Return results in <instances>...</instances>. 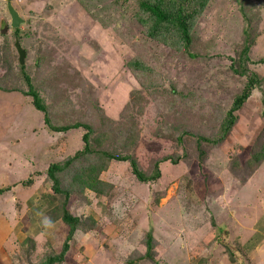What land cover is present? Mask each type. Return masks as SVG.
<instances>
[{
	"label": "rangeland",
	"instance_id": "rangeland-1",
	"mask_svg": "<svg viewBox=\"0 0 264 264\" xmlns=\"http://www.w3.org/2000/svg\"><path fill=\"white\" fill-rule=\"evenodd\" d=\"M111 1L12 0L25 19L20 27L38 35L35 38L41 41L45 50L57 51L56 56L53 54V65L63 61L61 82L71 88H68L67 99L62 100L72 107L57 106L61 99L55 90L41 89L51 109L55 106L59 109L53 115L54 122L63 118L67 121L83 118L93 126L91 147L99 152H113L124 146L118 142L119 134H125V139L134 137L133 153L146 173H151L156 161L166 156L177 159V164L171 160L161 161L162 177L151 185L138 181L130 162L112 160L101 174L102 179L113 185L108 197H98L88 190L83 191L84 194L74 193L72 205L68 206L70 210L79 215H93L98 225L95 230L78 233V241L72 244L65 263L122 264L120 261L131 250L143 248L139 241L152 229L159 240L156 252L161 264H201L205 257L212 260L215 254L228 249L240 251L235 257L238 261L229 262L222 257L220 261L215 262L213 258L205 264H264V236L255 238L257 233H264L258 229L264 225H257L252 220L257 221L258 216L264 218V162L258 172L251 171L254 176L245 183L229 169L233 168L230 160L246 164L263 143L264 84L257 86L242 108L235 112L238 120L227 140L217 147L205 146L206 156L200 160V165L196 159L188 160V155L193 158V153L202 149L187 134L178 139L183 128L173 129V124H169L164 116L157 115L153 108L157 93H149L141 87L128 63L138 50L146 51L149 53L147 63L160 71L162 80L177 76L181 79L190 66H185L183 58L173 54L169 47L155 41L145 43L141 34H134L141 29L133 21L131 5L137 6L139 0H128L124 13L113 12ZM225 2L216 0L211 6L207 21L201 25L204 38H212L224 23L232 34L240 33L243 13L237 10L231 14L233 1ZM6 6L7 2L0 0V16L6 13ZM231 18L233 23L228 21ZM0 31L8 32L0 34V78L8 83L14 74L8 65L2 64L7 55L5 37L11 36L6 20L0 19ZM133 34L137 39H131ZM230 46L219 43L224 57L220 59V65L204 77L206 81L212 78V85L219 88L216 93L212 85H205L206 93L217 96L211 102H204L205 109L217 115L230 109L231 104L225 105L227 95L240 90L246 81L230 67L229 56H236L234 47ZM254 55L256 60L264 56V34L258 39ZM251 67L259 77H264V64L252 63ZM16 84L18 88H24L21 79ZM133 89L137 93L140 90L149 105L145 110L140 109V113L133 107L130 115L131 111L125 105ZM138 96L137 99L143 97ZM160 97L163 96L158 94ZM86 131H51L44 123L43 113L20 91L0 89V188H10L0 196V241L5 240L1 250H5V255L0 256V264H28L30 258L24 251L28 238L37 241V250H60L67 227L57 222L43 228L40 217L58 208L61 200L48 197L51 188L44 185L46 177L40 172L46 173L50 163L82 150L86 144L82 139ZM84 160L93 164L103 162L99 155ZM242 174L241 171V176H245ZM29 179L31 183L24 184ZM207 184H210L209 192L205 191ZM29 202L39 208L34 215L30 211L33 209L27 208ZM189 243L193 245L189 246ZM113 245H118L116 254L110 250ZM180 251L185 253L183 258Z\"/></svg>",
	"mask_w": 264,
	"mask_h": 264
},
{
	"label": "trees",
	"instance_id": "trees-1",
	"mask_svg": "<svg viewBox=\"0 0 264 264\" xmlns=\"http://www.w3.org/2000/svg\"><path fill=\"white\" fill-rule=\"evenodd\" d=\"M215 1L216 0H139L137 6L131 5L133 21L136 22V25L141 29L139 30L140 32L134 34H141L145 43L155 41L169 47L173 54L177 55L179 58H183L185 66H190V70L185 72L183 78L179 79L177 76L176 78H166V80H162L159 74L160 71L146 61L148 52L138 50L135 53L136 55L131 57L132 59L128 63L129 67L133 69L141 82V87L149 93H157V99L153 100V108L158 113L157 115L160 114L164 116L169 124H173V129L177 130L180 127L183 128V132L177 137L178 139L187 134L190 138H194L197 146L202 149L201 151H195L193 153V158L191 155L187 157L188 160L193 159L195 161L196 159L199 165L200 160L204 159L206 156V150H203V148L205 146H212L211 148L217 147L227 140L238 120L235 112L242 108L250 97L251 92L257 86L264 84V77H259L253 67H251L252 63L254 65L259 63L264 64V56L256 60L254 55L255 48L258 46V39L261 34H264V29L262 28L264 19V14L262 13L264 0H232L233 2L231 4L233 5V9L231 10H233V12L231 14L238 11L243 13L242 17H240V24H242L240 33L232 34L227 23H224L223 27H220L212 38L206 39L202 36L201 25L205 24L204 22L207 21V14ZM5 2L7 1L5 0ZM127 2L128 0H112V11L116 12L117 10L120 13H124L125 7L128 6ZM225 4H229V0H226ZM6 8V13H4V16L1 15L0 19L6 20L8 30L11 31V36L5 37V44L7 45L5 53H7V55L4 59L6 62H2V64L8 65L13 70L14 75L9 78L11 80H7L8 83H4L0 78V89H5L6 91H20L31 101L37 110L43 113L44 123L51 131L68 133L78 129L87 130L82 138L86 143L82 150H78L71 157L66 159L60 158L59 161L50 163L45 169L46 173L45 171L40 172V175L44 174L46 177L44 185L51 188V196L48 197L51 198V200H61L58 208H54L55 210L42 214L40 217L43 228H48L51 224L57 222H61L67 227V235L60 250L57 251V249L54 248L45 251L43 249L37 250V241L34 238H28L26 240L27 245L24 249V251L28 253L27 256L30 258L28 264H66L65 261H67L66 259H68L71 253L72 244L75 245L78 241V239H76L78 233H84L87 230H95L98 225L93 215H79L70 210L69 207L72 205L71 202L74 193L80 192L79 194H84V192L88 190L95 193L98 197H108L111 194L113 185L102 179L101 174L107 169L109 165H107V163H111L112 160L130 162L132 173L136 176L138 181L151 185L155 184L154 182L162 177V171L160 169L161 161L171 160V163L177 164V159L173 160L171 157L166 156L158 160L159 162L156 161L151 173H146L139 166L138 160L134 156L133 150L136 146H134V137H127L125 139V134V137L123 134H119L117 136L118 142L122 143L124 146L113 152H99L91 147L90 139L93 136L92 132L94 129L86 120L81 118L67 121V118H63L60 122H54L55 118L53 115H55L59 109H56V106L51 109L50 104L43 97L41 89L44 88V91L55 90L56 95H59L61 99L57 106L63 108L72 107L68 105L67 102L63 101L68 97V88H71V86H63L61 82L64 72L61 67L63 61L62 64L53 65V54L55 56L57 55L56 50L52 53L49 50H45L41 45V41L36 40L35 33L32 34L28 30H23L21 27L13 28L10 24L11 20L8 7L6 6ZM19 9L23 10V8ZM101 15L100 13V16ZM113 16L115 17V15ZM228 21L233 23L232 18ZM134 34L131 36L132 40L137 39ZM37 36L38 35H36V37ZM16 39H19L21 46L26 51L24 64H21L19 61V54L15 45ZM219 43L228 46L231 45L230 48L234 47L233 50H235L234 54L236 56H229L231 59L230 67L234 73L245 77L246 81L240 90L227 95L225 105L231 104L230 109L226 113L217 115L205 109L207 105L204 104V102L208 100L211 102L212 99L217 96L214 93L211 94L212 92H205V85L211 86L213 81L212 78L206 81L204 77L210 75L211 69L216 68L217 64L220 65V59L224 57L218 48ZM30 56H32L31 62L29 61ZM186 69H188V67ZM19 79H21L24 88H18L16 82ZM12 81L14 82L13 85L11 83ZM164 82H167V84H162ZM162 86L163 89L161 90ZM213 87L216 89V86ZM218 89L219 88L216 89V93H219ZM224 90L226 91L225 88ZM136 91L137 90L133 89L130 93V99L125 105V107L131 111L130 115L133 114V107H136L139 111L140 109H147L149 105L148 99L145 98L143 93L140 90L138 93ZM134 94L137 97L134 96ZM158 94L163 97L158 98ZM138 95L144 98L141 97V99H137L139 98ZM75 108L76 107L73 106L72 109L75 110ZM261 116L264 120V100ZM96 155L102 157L103 162L101 164H93L92 161L87 162L84 160V158ZM250 157L251 158L244 165L236 161L230 160L229 162V164L233 165V168H229L232 175L236 176L243 183L254 176L253 173L250 174L251 171L256 170L255 172H258L262 167V163L264 162V139L261 147L252 153ZM234 164H239L244 167L239 168V165L235 166ZM241 171L244 172L242 175L245 176H241ZM247 174L249 176H247ZM31 181L30 179L26 180L24 184H29ZM206 187L205 191L209 192L210 184H207ZM9 190L10 188L8 187L0 188V196L7 193ZM12 193H14V191ZM31 205V202H29V207H31ZM36 210H39V208L34 209L32 215H34ZM213 217V225L215 224L216 227L215 216ZM252 220L257 225H264V222L261 223V221L264 220L261 216H258L257 221H255L254 218ZM260 228L264 230V227L259 226L258 229L260 230ZM260 233L261 232L255 235L256 239L259 236H264V233ZM139 242L143 248L139 249L136 247L129 252V255L124 258L123 261H120V259L119 261L122 264H161L156 252L159 240L154 236L152 229L147 231ZM188 245L192 246L193 244L189 243ZM113 246H110V250L113 254H116L117 250L115 248L118 245L115 247ZM207 246L211 247V244H207ZM216 251L215 249L214 252L217 253L218 251ZM232 251L233 250L228 249L224 251V253L219 252L221 254H215L213 258H215V262L218 260L220 261L222 257L227 258L229 262L234 260L238 261L235 257L240 251L238 253L237 251ZM180 252V256L185 255L182 251ZM174 253L176 254L177 251ZM209 260L212 262L210 258L205 257L201 264H205ZM178 261H180V259H177V262ZM76 263L78 264V261ZM242 263L243 262H241V264Z\"/></svg>",
	"mask_w": 264,
	"mask_h": 264
},
{
	"label": "water",
	"instance_id": "water-1",
	"mask_svg": "<svg viewBox=\"0 0 264 264\" xmlns=\"http://www.w3.org/2000/svg\"><path fill=\"white\" fill-rule=\"evenodd\" d=\"M7 7H8V12L11 17V26L13 28L20 27L21 24L25 22V19L20 15L19 11L14 7L11 0H7ZM15 45H16V49L19 54V61L21 64H24L25 57H26V51L21 46L19 39H16Z\"/></svg>",
	"mask_w": 264,
	"mask_h": 264
},
{
	"label": "crops",
	"instance_id": "crops-1",
	"mask_svg": "<svg viewBox=\"0 0 264 264\" xmlns=\"http://www.w3.org/2000/svg\"><path fill=\"white\" fill-rule=\"evenodd\" d=\"M34 165H37V163L35 162ZM31 204H32V203H31ZM30 208L33 209V210L36 209V208L34 207L33 204L31 205V207H29V210H30ZM33 210H30L31 213H32ZM0 227H1V226H0ZM4 241H5V240H3V241L1 240V241H0L1 246H2V248L0 249V251L5 247V245H4ZM3 246H4V247H3ZM2 253L5 255V250H4V252H2V251L0 252V256H2ZM6 253H7V252H6Z\"/></svg>",
	"mask_w": 264,
	"mask_h": 264
},
{
	"label": "clouds",
	"instance_id": "clouds-1",
	"mask_svg": "<svg viewBox=\"0 0 264 264\" xmlns=\"http://www.w3.org/2000/svg\"><path fill=\"white\" fill-rule=\"evenodd\" d=\"M7 1V0H6ZM12 4H13V2H12Z\"/></svg>",
	"mask_w": 264,
	"mask_h": 264
}]
</instances>
